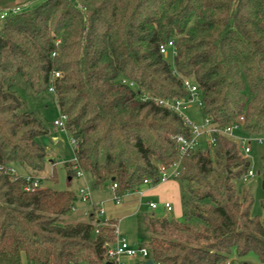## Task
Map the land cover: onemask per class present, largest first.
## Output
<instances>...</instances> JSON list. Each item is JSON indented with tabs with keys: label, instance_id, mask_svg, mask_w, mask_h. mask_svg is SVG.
<instances>
[{
	"label": "trees",
	"instance_id": "1",
	"mask_svg": "<svg viewBox=\"0 0 264 264\" xmlns=\"http://www.w3.org/2000/svg\"><path fill=\"white\" fill-rule=\"evenodd\" d=\"M36 1L0 0V264H107L115 222L89 214L61 225L78 196L24 190L43 180L38 139L48 130L25 110L16 81L36 95L53 89L91 189L115 184L124 196L146 179L155 185L158 168L178 160L177 138L191 137L182 117L151 100H188L184 79L197 87L202 121L227 128L243 116L247 136L264 135V0H41L24 9ZM168 41L174 57L159 52ZM203 148L182 158L175 179L184 220L143 216L142 248L153 264L234 255L264 264V199L253 217L250 191L238 189L249 161L223 135Z\"/></svg>",
	"mask_w": 264,
	"mask_h": 264
},
{
	"label": "rangeland",
	"instance_id": "2",
	"mask_svg": "<svg viewBox=\"0 0 264 264\" xmlns=\"http://www.w3.org/2000/svg\"><path fill=\"white\" fill-rule=\"evenodd\" d=\"M41 0L32 3L31 5L25 6L24 9H29L37 6ZM14 92L24 102L25 110L31 115L38 118L44 127L48 130V134L41 136L38 141L44 147L47 152L48 158L44 165L43 180L39 185L40 188H49L55 191H71L78 196L79 189L85 188L89 193V200L82 201L78 196V200L75 203L73 209L64 217H62L61 225H75L77 223L89 222V214H93L94 217L103 222V217H98L95 214V209L99 205L100 200H108L113 197L109 187L100 190H92L90 183L88 182V174H84L79 179L72 177V181L68 183L67 170L64 165L66 163H73L74 152L73 147L70 143V138L67 134L56 133L52 127L53 121L58 117L59 111L55 102V98L52 92H45L41 94H34L32 90L24 84L22 81L17 80L14 85ZM185 117H187L192 123L197 125L201 124L202 118L199 113L197 103L193 101L188 109L185 110ZM235 136L240 139L247 138L246 133L242 130L234 132ZM262 140L260 143L251 140L247 144L250 148V153L245 155L249 161V169L252 170L254 176L245 181L241 182L238 189L244 188L249 190L253 197V205L251 208V215L253 217L262 218V210L260 202L264 199V191L262 190V171L264 164V135L259 136ZM60 141L62 148L57 149L56 143ZM205 141L199 140V147L204 149ZM239 148L242 149V144L239 143ZM54 176V180L50 177ZM174 180V179H172ZM176 181V180H174ZM178 183V181H176ZM179 184V183H178ZM180 185V184H179ZM182 205V198H181ZM146 211V212H145ZM140 214L133 217H126L118 221L117 232L120 237H123L128 243H132L135 248H141L146 246L149 242V235L146 232L145 225L143 223V216H149L152 210H145ZM183 211V206H182ZM167 218H172V214L166 212ZM159 211L154 212L155 218H160ZM180 221L184 220L182 216ZM119 230V231H118ZM130 261V260H129ZM232 264H242V262H250L257 264V260L253 256L248 257H237L232 256L229 260Z\"/></svg>",
	"mask_w": 264,
	"mask_h": 264
},
{
	"label": "built area",
	"instance_id": "3",
	"mask_svg": "<svg viewBox=\"0 0 264 264\" xmlns=\"http://www.w3.org/2000/svg\"><path fill=\"white\" fill-rule=\"evenodd\" d=\"M17 11V10H16ZM6 15L5 13H2L0 15V19H3ZM160 54H162L164 57L168 56L169 54L174 57L176 55L175 52V46L173 41H168L167 44L160 46L159 48ZM59 75L57 73H54L53 78L58 77ZM184 88L189 93V99L188 100H159L152 98L153 102L157 103L160 107L166 108L168 110H171L175 113H177L182 119L185 121L186 125L190 129L191 137L189 139H185L183 137L177 138L178 143V160L176 163H174L172 166L166 168V167H159L158 168V175L154 179L156 184L164 183L171 179H176L179 171H180V162L182 158L190 153L191 151L195 150L199 147V140L203 139L205 140L206 145L209 147L215 146V135H223L229 138H232L233 140L237 141V143L242 144V151L244 155H247L250 153V148L247 144L251 140L256 141L260 143L262 140L258 136H247V138L240 139L239 137L235 136L234 132L238 130H242V123L244 121L243 116H240L238 118V121L236 124H234L231 127L227 128H221L218 127L216 124H214L209 118L203 119L201 124L197 125L195 123H192L187 117H185V110L188 109V106L195 101L200 107L199 99H198V91L196 85L188 79L183 80ZM50 92L53 93V89L50 88ZM151 97H145V99H150ZM66 122L67 117L59 112L58 117L53 121L52 127L54 129V132L56 133H63L67 134L69 136L68 131L66 130ZM70 143L73 147V152L76 148V141L72 139L70 136ZM247 143V144H246ZM72 171L74 172V177L80 178L83 176V172L80 170L77 164H75V157L73 161ZM7 172L14 175V178H17V174L14 169H7ZM254 176V173L252 170H248L246 174L243 175L242 181L245 182L249 179H251ZM144 185H154L153 181L151 179H146L143 181ZM39 189V183L37 180L33 181L31 184L27 185L24 190L29 191H35ZM110 189L113 191V201L115 203H119L123 196H118L115 194L116 185L113 184L110 186ZM78 196L81 198L82 201H88L89 193L85 188L79 189ZM149 207L151 209H155L157 207L156 204H149ZM163 208L166 212H170L172 210L169 203H164ZM103 209L99 205L95 209V214L98 217H101L103 215ZM116 239L115 242L107 248L106 257L108 261L111 264H130L129 260H136L132 264H146V262L149 259V252L145 248H134L131 247L128 242L123 238L120 237L117 229L115 230ZM223 264H232L229 260L225 261Z\"/></svg>",
	"mask_w": 264,
	"mask_h": 264
},
{
	"label": "crops",
	"instance_id": "4",
	"mask_svg": "<svg viewBox=\"0 0 264 264\" xmlns=\"http://www.w3.org/2000/svg\"><path fill=\"white\" fill-rule=\"evenodd\" d=\"M71 181L72 178L68 179V183ZM88 182L90 183V178ZM109 190L111 191V194H114L110 187ZM180 201V185L171 179L164 183L155 185L142 184L136 191L124 195L119 203H115L113 201V197L106 201L100 200L98 203L104 212L101 218L103 217L104 220L115 222L116 229H118L117 224L119 220L125 219L126 217H133L145 210H152L154 212L159 211L161 215L158 219L167 218V213L163 208L164 203L170 204L172 210L169 213L172 214V218L179 220L183 216ZM149 204H156L157 207L155 209H151ZM154 212H151L149 216L154 217ZM128 244L131 247H134L132 243ZM135 261L136 260H130L129 263L132 264ZM23 264L27 263L24 262Z\"/></svg>",
	"mask_w": 264,
	"mask_h": 264
},
{
	"label": "water",
	"instance_id": "5",
	"mask_svg": "<svg viewBox=\"0 0 264 264\" xmlns=\"http://www.w3.org/2000/svg\"><path fill=\"white\" fill-rule=\"evenodd\" d=\"M56 148H57V149H61V148H62V143H61L60 141H58V142L56 143ZM107 264H111V263H107ZM146 264H153V262H152L151 260H148V261L146 262Z\"/></svg>",
	"mask_w": 264,
	"mask_h": 264
}]
</instances>
